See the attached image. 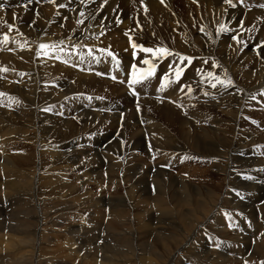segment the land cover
<instances>
[{
    "label": "bare ground",
    "instance_id": "1",
    "mask_svg": "<svg viewBox=\"0 0 264 264\" xmlns=\"http://www.w3.org/2000/svg\"><path fill=\"white\" fill-rule=\"evenodd\" d=\"M26 1L28 0H21V5L17 8H11L6 2L0 3L3 5L0 7V21L14 35L15 43L12 56L0 55V64L8 67L7 72L0 70V80L5 78L3 83L0 82V93L6 94V100L2 104L6 111L0 112V138L7 136L0 142V196L23 197V201L12 198L10 204L21 201L18 202L19 210L12 211L11 216L20 212L25 221L24 219H29L28 215L23 214L20 208H25L24 202L27 203L32 195L34 200L31 202H34L35 209L38 208V212L41 211L44 215L41 218L34 217L33 221L42 229L48 224H53L54 228L57 227L56 224H60L59 229L63 228L64 231L43 233L46 234L47 241H50V250L57 257L53 256L49 261L43 258L40 261H48L49 264H72L76 261L82 252V243L99 238L98 235L85 236L89 231L87 224L91 220L100 225L102 222L112 225L136 222L141 224V235L150 236L157 234L162 227L174 228L177 219L180 220L182 216L191 214L197 219L201 215L198 212L203 209L205 214L203 211L202 220H198L202 224L197 223V228L195 224L194 236H201V226L210 221L223 229H229L231 232L226 233V230L224 236H231L234 241L244 243V240L253 238L258 227L254 224L247 226L248 222L242 218L241 213L246 211L247 217L257 223V216L262 214L257 210L264 209V137L259 131L264 129V117L257 115L258 112L255 113L252 107L261 105L263 109H259V112H264V63L257 58L260 51L254 52L250 47H241L244 41L255 36L256 27H264V11L247 12L232 8L225 0H104L103 4L82 2L76 9L71 7L72 4H78V0H43L42 4L23 6L22 2ZM86 8L93 10L88 11ZM56 11L62 13L63 17L58 16ZM184 14L187 16L183 18ZM163 18L167 22L171 18L180 22L173 34L164 32L171 34L170 44L157 43L174 53L165 61V68H183L187 65L188 61H181L180 56H193L194 62L187 68L180 84L167 93L157 91L155 96L164 101V104L157 103V106L149 97L155 92V88L146 94L137 95L138 99H132L126 94L125 79H120V87H111L109 84L113 91L111 90L110 101L105 103L117 106L123 100H129L136 106L129 110L117 107L113 116H110L103 112L98 101L92 97L100 93L99 84L105 87L108 85L105 77H102V81L88 74L84 66L71 61L68 55L62 54L55 47L49 48L47 55L38 48L42 42L48 41L63 42L60 45L70 49L85 44L123 48L132 39H136L137 35L140 39L148 38V42L155 38L164 39L166 36L160 32L163 29L158 26ZM121 20L122 28L119 23ZM221 25L226 30H220ZM128 27L132 28V34L126 33L125 29ZM238 32H242L244 36L236 37ZM133 33L137 34L136 37H133ZM247 35L250 37L246 38ZM172 36L180 41L173 40ZM59 68L60 73L64 70L71 75H59ZM211 70L222 72L221 75L225 76L223 79H230L231 85L226 87L217 84L213 88L212 83L215 81L209 82L207 77ZM86 74L90 76L87 77ZM8 83L10 86L6 85ZM185 86H190L191 91ZM246 87L255 88V91H247L244 89ZM85 92H90L91 95ZM9 97L15 98L14 101L10 102ZM119 100L121 101L118 102ZM159 105H163V108ZM151 107L160 112L149 113ZM72 111L78 114L79 121L83 120L79 127L81 131H76V134V125L69 118ZM243 114L249 119H244ZM56 117L59 119L56 120ZM89 118H93L92 122ZM252 119L256 120L255 131L250 128ZM113 129L120 132L111 133L109 130ZM99 133L103 135L99 137ZM105 136L109 137L105 140ZM105 141L107 146L95 154L94 149ZM84 146H89V149H83ZM31 149L33 151L26 156L17 153L20 150L27 153ZM16 154L34 164L28 175L18 173L21 161L15 158ZM190 156L200 157L198 165L189 163ZM146 158L147 163L141 160ZM121 162H124L123 168ZM103 166L105 167L102 168ZM142 168H146V171L138 174L140 176L128 184L127 180L132 181L133 176ZM166 168L169 169L165 170ZM165 172H169L168 177ZM214 172L221 175L213 176ZM157 173L162 176L159 177ZM184 178H188L189 182ZM192 178L207 181L202 185H195ZM212 179H218V185H208ZM124 185L129 188H124ZM37 195L43 198L40 199ZM106 206H110V209H106ZM227 207L230 212L225 216L221 209ZM134 211H137L138 218L132 215V219H137L128 220ZM3 224L5 228L11 229L15 237V242L10 243L11 245L7 243L4 248H8V253L11 250L14 257L18 256L19 261L25 258L16 264H26L31 258L25 254L28 249L24 245L28 241L21 236L23 233L26 235V230L13 223L7 225L6 220ZM260 228L262 229L261 226ZM5 235L7 234L4 237ZM28 236L30 235L27 238ZM123 238L125 243L127 239ZM161 241L166 252H178L179 244L175 239L170 242L167 238ZM1 242L0 238V244ZM222 247L223 251L218 250L225 256L229 252L240 256L242 252L238 244L232 248L222 244ZM0 250L4 251L2 247ZM34 250L38 251V248ZM257 251L264 255V250ZM33 253L32 256L35 254ZM83 255L88 264H118L119 260L114 258L113 253V261L110 263L108 257H103L104 262L95 260V253L87 252ZM148 258L141 260L145 264L158 263L156 257ZM4 260L2 255L0 263ZM175 260L176 256L170 260L171 264Z\"/></svg>",
    "mask_w": 264,
    "mask_h": 264
},
{
    "label": "rangeland",
    "instance_id": "2",
    "mask_svg": "<svg viewBox=\"0 0 264 264\" xmlns=\"http://www.w3.org/2000/svg\"><path fill=\"white\" fill-rule=\"evenodd\" d=\"M182 1H184V0H182ZM103 4V3H102ZM180 14V13H179ZM30 16H31V14H30ZM185 16H187V14H184V16H183V18L185 17ZM162 20V21H161ZM159 22H158V26H159V28H161V29H163V30H160V32L164 35V36H166L164 39H161V38H155L154 39V41H150V43H152V44H154V43H160V44H163V43H165V44H170V42H171V34H173V32H175L177 29V26H179L180 25V22L179 21H177L176 19H168V21H170V22H167V21H165L166 20V18H163V19H161ZM166 22V23H165ZM120 23V22H119ZM160 23H162V24H160ZM171 24V25H170ZM175 26H174V25ZM163 25V26H162ZM147 26V24H145V27ZM168 26V27H167ZM166 28V29H165ZM168 28V29H167ZM259 29V30H258ZM264 27H262V29H261V27H256L255 28V36L253 37V38H250V40H247L246 42L244 41L243 43H242V47H241V49L243 48V49H245V48H247V47H250L254 52H256V51H260L259 52V54H258V56H257V58H258V60H262V62L264 63ZM169 30V31H168ZM174 30V31H173ZM163 31V32H162ZM259 31H261L260 33H259ZM263 31V32H262ZM164 32H166V33H168V32H170L171 34H166V33H164ZM88 34V33H87ZM134 34V36L133 37H136V33H133ZM260 35V36H259ZM242 36H244V35H242V32H238L237 34H236V37H241L242 38ZM250 37V35H247L246 36V38H249ZM257 37V38H256ZM172 38H173V40H175L174 39V37L172 36ZM179 38V37H178ZM141 39H142V41H146V42H148L149 40H148V38H145L144 39V37L142 38L141 37ZM257 39V40H256ZM254 40V41H253ZM162 41V42H161ZM175 41H177V40H175ZM180 41V40H179ZM179 41H177V42H179ZM249 42H250V44H249ZM255 42V43H254ZM257 44V45H256ZM244 46V47H243ZM95 48H102V47H96V46H94ZM176 52V51H175ZM249 53V52H248ZM191 58H193V56H191ZM262 58V59H261ZM52 64H55V61L54 60H51L50 61ZM248 64H250V63H248ZM251 65V64H250ZM250 65H249V68H250ZM252 66V65H251ZM61 68V67H60ZM58 69V73H59V75H65L66 77H68V76H70L71 74H69V73H66L64 70H63V72H59V70H61V69ZM63 69V68H62ZM210 72H212V73H214V75L215 76H221L220 78L221 79H223L225 76H223V75H221L222 74V72H214V71H210ZM74 78V77H73ZM92 81H95V80H92ZM214 81V80H213ZM77 82V81H76ZM74 83H75V81H74ZM219 85H221V84H219ZM99 86H100V93L99 94H103V93H101V92H106V94H103V95H105V96H107V98H111V95H112V92H111V90L113 91V88H111L112 86H114V85H111L110 84V86H109V83H108V85L105 87V86H103V85H101V84H99ZM245 90H247V91H255V88L254 89H249L248 87H246V88H244ZM64 89L62 88L61 89V91H63ZM85 94H87V95H91L90 94V92H85ZM189 94V93H188ZM262 94H263V96H264V91L262 92ZM86 95V96H87ZM187 96H189V95H187ZM89 97V96H88ZM113 101V100H112ZM121 100H119L118 102H120ZM154 103V105L156 104V106L158 105L157 104V102H153ZM152 103V104H153ZM209 104V103H208ZM99 105L102 107V109H103V112L104 113H106V114H108V115H110V116H113V113H114V111H115V108H117V107H124V108H126V109H131V108H135V106H133L132 105V103L131 102H129V100H125L124 101V103H121V104H119V105H117V106H109V103H104V104H100L99 103ZM191 104H188V106H190ZM252 105V104H251ZM160 107H162L163 108V105H159ZM204 106H206L207 108H213L212 106H208V105H204ZM261 105H259L258 107H260ZM252 107L254 108V112L256 113V112H258L257 113V115H260L261 117H264V112H259V111H261L263 108H262V106H261V110H259L258 108H256L254 105H252ZM151 112H149V113H158V112H160L159 110H157V109H155V108H153V107H151ZM218 110V109H217ZM252 113H253V109H251L250 110ZM215 113H219V111H215ZM254 113V114H255ZM70 115L71 116H69V118H70V120L73 122V125L75 124L76 126H74V133L76 134V131H77V133H79L80 131H81V128H79V127H81V124H82V122H83V120H81V121H79V116H78V114H76V113H74V111H72V113H70ZM247 115L246 114H243L242 115V117L244 118V119H249L248 117H246ZM258 118H260V117H258ZM92 119L93 118H89L88 120L90 121V122H92ZM253 121L255 120V119H252ZM154 121V120H153ZM253 121H251L252 123V126H250V128L252 129V130H254L255 131V125L254 124H256V120L254 121L255 123H253ZM60 125H62L63 126V124L61 123ZM118 125H119V123H118ZM124 125V124H123ZM254 125V126H253ZM196 125H194V127H195ZM227 126V125H226ZM228 126H229V124H228ZM227 126V127H228ZM116 127H117V124H116ZM103 129H104V127L102 128V131H103ZM119 129H121V127L119 126ZM111 133H113L114 131H119L120 132V130H115V129H113V130H109ZM259 131H260V133H262L261 134V136H263L264 137V129L263 128H261V129H259ZM263 131V132H262ZM122 132V131H121ZM103 135V133H99V137H101ZM109 136H105V137H103V139H107ZM248 141H249V139H248ZM33 151V149H31V150H29L27 153L26 152H24V151H17V153H22L24 156H26V154H28V153H30V152H32ZM262 151H264V149H262ZM1 154V153H0ZM23 156V158L24 159H21L22 157H20L19 155H17L16 154V157L15 156H13V157H15V158H18V161H21L20 163H19V169H18V173L20 174V175H28V173H30V169L34 166V164L32 163V162H30L29 160H27L25 157ZM101 156L103 157L104 155L103 154H101ZM121 157V156H120ZM122 158V157H121ZM2 158H0V160H1ZM147 159V158H146ZM146 159H141L142 161H144V162H146L147 163V161H148V159L146 160ZM190 162L189 163H194L195 165H198L197 163H199L200 162V157L199 156H195V157H193V156H190ZM197 162H196V161ZM192 161V162H191ZM194 161V162H193ZM123 164H124V162H121V168H123ZM201 164V163H200ZM105 166H103L102 168H104ZM144 171H143V170ZM139 172L137 171V175L135 174L134 176H133V180L132 181H129V179L127 180V182H128V184H130V182L132 183L133 181H135L140 175H138V174H142V173H144L146 170V168H142ZM167 169H169V168H166L165 170H167ZM0 173H1V171H0ZM167 173H169V172H167ZM167 173L165 172V176L166 177H168L169 176V174L167 175ZM158 174V173H157ZM218 175H221L220 173L218 174V173H216V172H214V174H213V176H218ZM104 176V170H103V173H102V177ZM137 176V177H136ZM158 176L159 177H161L162 175L160 174H158ZM108 177V176H107ZM193 179V182H194V184L195 185H202V183L203 182H206V181H201V180H199L198 181V179H194V178H192ZM184 180H186L187 182H189V179L188 178H184ZM218 180V179H217ZM217 180L216 179H212L211 181H209L210 183H208V185H218L217 184ZM198 183V184H197ZM126 186V187H125ZM130 186V185H129ZM124 188H127L128 186L127 185H124L123 186ZM122 187V188H123ZM129 188V187H128ZM43 192V191H42ZM38 193H41V192H38ZM121 194H125V193H121ZM31 195V194H30ZM30 195H29V197H30ZM38 196V195H37ZM38 197H40V199L41 198H43L41 195L40 196H38ZM37 197V198H38ZM10 198V199H9ZM12 198H20L22 201L24 200V198L23 197H20V196H15L14 197V195H11V196H9L8 197V200H9V202L11 203V199ZM23 198V199H22ZM32 195H31V197H30V199L28 198V200H27V203L26 202H24L25 203V208L24 209H22V208H20L21 209V211H22V213L24 214H26V215H28V218L29 219H24L25 221H23V218L20 216V212L18 211L19 210V203L18 202H21V201H17V202H15V204H13V205H11V204H9L8 206H6V208H0V226H1V230L2 231H0V238L2 239V242H1V244H0V249H1V247H2V249H4V251H5V253L6 254H8V255H6L5 253H4V251L3 250H0V257L2 256V255H4V261H1L2 263H0V264H6L7 262H9V263H7V264H16V263H19V262H22V261H24L23 259H25V258H23L22 259V261H19L18 260V256L17 257H14V253L10 250L9 251V253L7 252V249L8 248H4V246H7L8 244L7 243H14L15 242V240H13V238L15 239V237H14V235L12 234V231H11V229H9V228H5L4 227V224H3V222H5V220H6V223H7V225H12V223H13V225L14 224H16L18 227H22V228H24L25 230H26V237L24 236V233L23 234H21V236L23 237V239H25V240H27L28 242H26V246L24 245V247H26V249H28V251L25 253V254H27V255H29V256H31V258H30V261H28V262H26V264L28 263V264H47L48 263V261L49 260H51L52 258L51 257H53L54 256V258H56L57 256H56V254L54 255V252L52 251V250H50V248H49V246H50V241H47V239H46V234H44L43 235V233H48V234H51V232H60V231H64L63 230V228H61V229H59V225L60 224H56V228H54L53 227V224H48L47 225V229L46 228H40L39 227V225H37L38 223L36 222V224H35V222L33 221V219H34V217H36V216H39L40 218L41 217H44V215H42V213H41V211L40 212H38V208H37V210L35 209V206H34V202H31V201H33L34 199L32 198ZM2 199H5V198H2V196H0V200H2ZM46 199V198H45ZM44 199V200H45ZM30 202V203H29ZM211 204H212V202H210ZM17 204V205H16ZM11 206V207H10ZM15 206H18V208H16ZM30 207V209H28ZM10 208V209H9ZM210 208H211V206H210ZM12 209V210H11ZM16 209H18L17 210V212H19V213H16L14 216H11V212L13 211H15ZM28 209V210H27ZM35 209V210H34ZM43 209L45 210V207H43ZM106 209H110V206H106ZM30 210V211H29ZM209 210V209H208ZM208 210H206V211H208ZM261 210V209H260ZM257 210V212H260V213H262L259 217L257 216V219H256V221H257V223L258 224H260V226L262 227V229L260 228V226L257 224V223H255V221L254 220H252V219H250V218H248L247 216H248V214L246 213V211H244L243 213H241V216H242V218L246 221V225L248 226V225H256L257 227H258V230H257V233L255 234V236H253V238H250V239H247V240H244V243H243V241L241 242V241H237V240H235L234 241V238H232L231 236H224V232L227 230V229H223V227H221L220 225H218L217 223H215V222H211L210 223V221L207 223V224H204V225H202L201 226V228H200V231L199 232H201L202 233V235L201 236H194V228H195V224H199V223H201L202 224V221L201 222H198V220H202V212L204 211L203 209H202V212H198V213H200L201 215H199L198 217H197V219L196 218H194L191 214H188V216H182V217H180V220H178L177 219V222L174 224V228H172V226H168V227H166L168 230H166V228H163L162 227V229L157 233V234H151L150 236H142L141 235V231H142V229H141V224H138V223H136V222H129V223H124V224H117V225H112V224H109V223H106V222H102V225H100V224H98L97 222H92V220L91 221H89V224H87V225H89V227L87 226V229L89 230L88 231V233H86L85 234V236H87L88 237V235H89V237L90 236H94V235H98L99 236V238L97 239V240H89V241H85V242H83L82 243V254L80 253V256H77V258L75 259L76 261H74L72 264H74L75 262H77V264H85L84 262H86V264H88V262L86 261V258H85V255H83V254H85V253H87V252H91V253H95V260H101V261H103L104 262V258L103 257H108V262L110 263L111 261H113V257H111V256H113L114 255V258H116V259H119V260H117V262H118V264H145V263H143L142 262V260L141 259H143V258H148V259H150V258H155V260L157 259V261H158V263L159 264H171V259L174 257V256H176V260H175V262L173 263V264H204V262H206L207 264L209 263V264H223V263H226V264H232V263H237V264H264V255L262 256V255H260L259 253H258V251H257V249H259V250H264V209L263 210ZM24 211V212H23ZM35 214V216H34V214H32V212ZM56 211V210H55ZM221 211H222V213H224L225 214V216H228V214H229V210H228V207L227 208H222L221 209ZM263 211V212H262ZM35 212H37V213H35ZM54 212V210L52 211V213ZM135 212V211H134ZM132 213L130 216H129V218H128V220H131L132 219V215H134V217H137L138 216V213H137V211L135 212V213ZM228 212V213H227ZM39 213V214H38ZM136 213H137V215H136ZM18 214H19V218H18ZM31 214V215H30ZM179 214H180V212H179ZM204 214H205V211H204ZM223 214V215H224ZM32 217H30V216ZM246 215V216H245ZM179 216H181V214L179 215ZM13 217V218H12ZM15 217H17V218H15ZM230 217L231 218H233V216H232V214H230ZM262 217V218H261ZM15 218V219H14ZM21 218H22V220H21ZM138 218V217H137ZM137 218H135V219H137ZM191 218H193V219H191ZM201 218V219H200ZM7 219H9V220H7ZM32 219V220H31ZM134 219V218H133ZM132 219V220H133ZM134 219V220H135ZM13 221V222H11V221ZM27 220V221H26ZM35 220V219H34ZM131 220V221H132ZM133 220V221H134ZM234 220H236V218H234ZM2 221V222H1ZM9 221V222H8ZM21 223H20V222ZM22 221H23V223H22ZM11 222V223H10ZM16 222V223H15ZM26 222V223H25ZM10 223V224H9ZM19 223V224H18ZM93 224V226H92V224ZM23 224L26 226V228H25V226H23ZM33 224V226H31V225ZM197 224V226H196V228L199 226ZM74 225H78V224H74ZM96 225V226H95ZM104 225V226H103ZM194 225V226H193ZM211 225H212V227H211ZM32 228H31V227ZM36 228H35V227ZM49 226V227H48ZM91 226V227H90ZM101 226H102V228H101ZM115 227V228H114ZM220 227V228H219ZM4 228V229H3ZM34 228V229H33ZM41 230H40V229ZM96 228V229H95ZM98 228V229H97ZM101 228V229H100ZM32 229V230H31ZM109 229V230H108ZM5 230H6V232H5ZM10 230V231H9ZM28 230H29V232H28ZM40 230V231H39ZM48 230V231H47ZM52 230V231H51ZM98 230V231H97ZM129 230V231H128ZM223 230V232H220V231H222ZM32 231H34V232H32ZM43 231V232H42ZM132 231V232H131ZM216 231L218 232V233H216ZM259 231V232H258ZM3 232H5L7 235H5V237H4V234L5 233H3ZM182 232V233H181ZM227 232H231L229 229L226 231V233ZM34 233V234H33ZM182 235V237H183V239H182V237H179V236H181L180 234ZM31 234H33V235H31ZM40 234V235H39ZM42 234V235H41ZM129 234V235H128ZM206 234V235H205ZM3 235V236H2ZM9 235H10V237H9ZM12 235V236H11ZM27 235H30V236H28V238H27ZM36 235V236H35ZM117 235H119V236H117ZM213 235V236H212ZM262 235V236H261ZM45 238H44V237ZM131 236V237H130ZM139 236V237H138ZM160 236H161V238H160ZM171 236V237H170ZM220 236V237H219ZM257 236V237H256ZM260 236V237H259ZM8 239H7V238ZM123 237H125L127 240H126V242L124 243V238ZM193 237V238H192ZM211 237V238H210ZM226 237V238H225ZM5 238V239H4ZM32 238V239H31ZM113 238V239H112ZM135 240H134V239ZM140 238V239H139ZM166 238H167V240L170 242L171 240H173V239H175L176 240V242L179 244V246L177 247V249H179L178 250V252H174V254H173V251L171 252H166L165 250H164V248H163V244H162V241L161 240H163V241H165L166 240ZM173 238V239H172ZM195 238V239H194ZM223 238V239H222ZM232 240H231V239ZM29 239V240H28ZM31 239V240H30ZM39 239V240H38ZM46 239V240H45ZM64 239H65V237H64ZM107 239V240H106ZM110 239V240H109ZM185 239V240H184ZM190 239V240H189ZM230 239V240H229ZM6 240V241H5ZM11 240V241H10ZM160 240V241H159ZM257 240H259V242L257 241ZM187 241V242H186ZM197 241V242H196ZM249 242V243H247V242ZM253 241V242H252ZM258 243H257V242ZM39 242V243H38ZM45 244H44V243ZM134 242V243H133ZM189 242V243H188ZM191 242V243H190ZM217 244H216V243ZM246 242V243H245ZM4 243V244H3ZM28 243V244H27ZM205 243V244H204ZM215 243V244H214ZM229 243V244H228ZM10 244V245H11ZM30 244V245H29ZM36 244V245H35ZM131 244H133V245H131ZM139 244V245H138ZM153 244V245H152ZM203 244V245H202ZM222 244H224V245H226V246H228L229 248H232L234 245H236V244H238L240 247H241V253H240V256H238V255H235L234 253H232V252H229V253H227L228 255L227 256H225V255H223L222 254V251H223V247H222ZM254 244V245H253ZM255 244H256V246H255ZM187 245V246H186ZM253 245V246H252ZM260 245H261V248H260ZM17 246V245H16ZM40 246H42V249H41V247ZM43 246L45 247V248H48V249H45V248H43ZM86 246V247H85ZM114 246V247H113ZM129 246H130V248H129ZM134 246V247H133ZM186 246V247H185ZM8 247H10V246H8ZM22 247H23V245H22ZM32 247V248H31ZM92 247V248H91ZM95 247V248H94ZM97 247V248H96ZM163 249H162V248ZM214 247V248H213ZM246 247V248H245ZM249 247V248H248ZM256 247V248H255ZM36 248H38V251L37 250H34V249H36ZM40 248V249H39ZM152 248V249H151ZM217 248V249H216ZM18 249V248H17ZM34 251H33V250ZM43 249H45L44 251H43ZM158 249V250H157ZM177 249H175V250H177ZM182 249V250H181ZM209 249V250H208ZM218 249H221V250H218ZM244 249V250H243ZM41 250V251H40ZM47 250V251H46ZM98 250V251H97ZM134 250V251H133ZM148 250H150L151 251V253H150V251H148ZM160 250V251H159ZM174 250V251H175ZM211 250H213V251H211ZM18 251H19V249H18ZM29 251H31V253H33L34 255L32 256V254L31 253H28ZM43 251V252H42ZM129 251V252H128ZM152 251H154V252H152ZM205 251V252H204ZM210 252V254H209V252ZM247 251V252H246ZM1 252H2V254H1ZM50 252V253H49ZM156 252V253H155ZM160 252H162V255H161V253ZM164 252V253H163ZM216 252V253H215ZM4 253V254H3ZM11 253V254H10ZM109 253H110V255H109ZM112 253H113V255H112ZM134 253V254H133ZM159 253V254H158ZM169 253V254H168ZM195 253V254H194ZM213 253V254H212ZM255 253L256 254H258V255H255ZM12 254H13V256H12ZM36 254H38V255H36ZM41 254H44V255H42L41 256ZM46 254V255H45ZM49 254V255H48ZM105 254V255H104ZM117 254V255H116ZM177 254V255H176ZM209 256H208V255ZM219 254V255H218ZM246 254V255H245ZM82 255V256H81ZM116 255V256H115ZM123 255V256H122ZM139 255L141 256V257H139ZM147 255V256H146ZM149 255V256H148ZM171 255V256H170ZM212 255V256H211ZM218 255V256H217ZM251 255V256H250ZM8 258H7V257ZM10 256H12L11 258H10ZM25 256V255H24ZM41 256V257H40ZM97 256V257H96ZM133 256V257H132ZM154 256V257H153ZM194 256V257H193ZM216 256V257H215ZM222 256V257H221ZM258 256V257H257ZM49 257V258H48ZM131 257V258H130ZM159 257H161V258H159ZM163 257V258H162ZM180 257V258H179ZM205 257V258H204ZM252 257V258H251ZM17 260L16 262L14 261L15 259ZM38 258V259H37ZM44 258V259H43ZM102 258H103V260H102ZM127 258V259H126ZM159 258V259H158ZM217 258V259H216ZM226 258V259H225ZM250 258V259H249ZM261 258V260H259ZM9 260V261H6V260ZM12 259H14V260H12ZM48 260V261H46V262H42V261H40V260ZM134 259V260H133ZM208 259V260H207ZM228 259V260H227ZM33 260V261H32ZM121 260V261H120ZM133 262H132V261ZM152 260H154V259H152ZM162 260V261H161ZM197 260V261H196ZM202 260V261H201ZM224 260V261H223ZM230 260V261H229ZM256 260V261H255ZM60 261V260H59ZM128 263H127V262ZM166 261H169V262H166ZM199 261V262H198ZM223 261V262H222ZM227 261V262H226ZM258 262V263H255V262ZM129 262H131V263H129ZM194 262V263H193ZM202 262V263H201ZM214 262V263H213ZM218 262V263H217ZM112 263V262H111ZM110 263V264H111ZM147 264H148V262H146ZM158 263H155V264H158ZM205 263V264H206ZM49 264V263H48ZM117 264V263H116Z\"/></svg>",
    "mask_w": 264,
    "mask_h": 264
},
{
    "label": "snow or ice",
    "instance_id": "3",
    "mask_svg": "<svg viewBox=\"0 0 264 264\" xmlns=\"http://www.w3.org/2000/svg\"><path fill=\"white\" fill-rule=\"evenodd\" d=\"M225 3L231 4L232 0H225ZM0 7H3V5H0ZM81 15H83V13H81ZM80 22H82V21H80ZM9 27H11V26H9ZM220 30H226L225 26L221 25ZM6 39H7V37H5V40ZM39 47H40V49L44 50V54L47 55L48 54L47 50L50 47L54 48L55 45H49V44L41 43L39 45ZM133 47L135 48V47H141V46L134 44ZM142 51L144 53H152L153 56H159V57L172 55V53L166 48H158L155 51L152 48H142ZM89 52L91 54V50H89ZM180 60L191 62L192 58L186 57V56H180ZM143 64L147 65V67L146 68H137V66L135 64L132 65V73H131V79L129 80V86L140 83L141 81H144V80L152 77L155 74V72H156L155 63H153L149 59H144ZM182 73H183V69L179 66H177L174 69V80L170 79L168 73H165L162 80H161V83H160L161 89L167 87L169 84H171L175 81H179L181 76H182ZM207 77L209 79V82H212L213 80L215 81V83H212L213 88H215L217 86V84H221V85H224L227 87V86H230L232 83V81L230 79H221L219 76H215L214 73H212V72H208ZM113 79H115V77H113ZM185 87H188V90L191 91L190 86H185ZM5 95H6L5 93H0V97H3ZM8 99L10 102H12V101H14L15 98L9 97ZM9 106H11V103L9 104ZM246 178L251 179V177H246Z\"/></svg>",
    "mask_w": 264,
    "mask_h": 264
}]
</instances>
